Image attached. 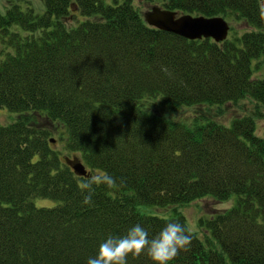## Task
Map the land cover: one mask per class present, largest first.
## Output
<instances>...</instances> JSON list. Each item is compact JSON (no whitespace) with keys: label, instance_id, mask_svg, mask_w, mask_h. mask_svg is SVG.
I'll return each instance as SVG.
<instances>
[{"label":"trees","instance_id":"obj_1","mask_svg":"<svg viewBox=\"0 0 264 264\" xmlns=\"http://www.w3.org/2000/svg\"><path fill=\"white\" fill-rule=\"evenodd\" d=\"M41 1L40 14L15 1L0 10V111L11 122L0 124V264H87L109 235L139 224L151 238L169 221L192 236L170 264H264V131L250 115L173 116L247 98L264 107V78L253 77L264 0H145L222 17L233 28L220 43L152 28L131 0ZM100 173L115 186L93 185L83 203L82 182ZM199 199L234 205L192 232L186 207Z\"/></svg>","mask_w":264,"mask_h":264},{"label":"clouds","instance_id":"obj_2","mask_svg":"<svg viewBox=\"0 0 264 264\" xmlns=\"http://www.w3.org/2000/svg\"><path fill=\"white\" fill-rule=\"evenodd\" d=\"M104 184L115 186V178L108 173H100L86 178L82 189L87 190L83 203L90 204L94 191L93 185ZM192 242V236L185 226L177 222H166L165 226L155 236L149 238L148 231L141 225L131 227L123 236L109 235L98 248L95 257H89L87 264H127L128 257H139L142 253L152 261V264H170L182 250H187Z\"/></svg>","mask_w":264,"mask_h":264},{"label":"rangeland","instance_id":"obj_3","mask_svg":"<svg viewBox=\"0 0 264 264\" xmlns=\"http://www.w3.org/2000/svg\"><path fill=\"white\" fill-rule=\"evenodd\" d=\"M15 1V3L23 4V8L26 5L30 6L35 10L36 13L40 14L44 12V7L41 0H0V10H3L4 7ZM110 2V0H106ZM133 6L140 12V14H144L146 11L150 10L154 6H159V3H147L145 0H131ZM26 4V5H25ZM229 24V23H228ZM232 29V24L230 25ZM236 28L242 29L244 25L240 24ZM258 65L257 69L254 70L253 77L254 78H264V65L262 63H255ZM257 104L252 101V99L247 98L240 101L237 104L227 103L222 107V109H209L207 107H191V108H183L173 116L175 118L188 119L192 120L194 116H209L219 122L227 124L235 117H241L245 115L254 116V122H256V135L262 136L264 131V107L257 108ZM255 113L257 115H255ZM5 114L4 111H0V124H7L10 122L8 118L3 116ZM11 123V122H10ZM9 123V124H10ZM60 146L58 145L57 148ZM33 203L37 207H51L56 204L53 201L45 198H36L33 200ZM234 205L232 200L224 201V202H216L207 199H199V201L194 202L190 207H186L187 215L189 216V229L192 232H197V222L201 218H208L210 215L216 213L217 211H223L232 207ZM204 232H200L199 235L201 237L204 236Z\"/></svg>","mask_w":264,"mask_h":264},{"label":"water","instance_id":"obj_4","mask_svg":"<svg viewBox=\"0 0 264 264\" xmlns=\"http://www.w3.org/2000/svg\"><path fill=\"white\" fill-rule=\"evenodd\" d=\"M143 19L152 28L172 33L190 41L211 39L216 43H220L227 39L230 31L228 22L222 17L208 18L177 14L159 6H154L146 11L143 14ZM65 160L76 176L89 177V173L78 159Z\"/></svg>","mask_w":264,"mask_h":264}]
</instances>
